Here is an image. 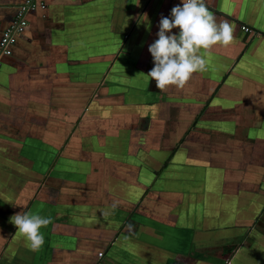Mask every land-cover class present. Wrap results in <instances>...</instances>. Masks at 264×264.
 Masks as SVG:
<instances>
[{
    "label": "crops",
    "instance_id": "0c3cea01",
    "mask_svg": "<svg viewBox=\"0 0 264 264\" xmlns=\"http://www.w3.org/2000/svg\"><path fill=\"white\" fill-rule=\"evenodd\" d=\"M43 2L0 69V264H264V0H208L234 39L166 91L182 0ZM19 212L52 218L39 251Z\"/></svg>",
    "mask_w": 264,
    "mask_h": 264
},
{
    "label": "clouds",
    "instance_id": "9594fccd",
    "mask_svg": "<svg viewBox=\"0 0 264 264\" xmlns=\"http://www.w3.org/2000/svg\"><path fill=\"white\" fill-rule=\"evenodd\" d=\"M208 0H182L171 9V18L162 16L158 39L149 45L154 67L147 75L156 81L160 91L170 86L183 89L194 73L207 70L202 50L227 47L234 39L235 26L227 19H217L208 7ZM179 28L178 34L172 29ZM32 251H39L45 238L40 231L52 223L51 217L16 213L10 217Z\"/></svg>",
    "mask_w": 264,
    "mask_h": 264
},
{
    "label": "built area",
    "instance_id": "2783aa9c",
    "mask_svg": "<svg viewBox=\"0 0 264 264\" xmlns=\"http://www.w3.org/2000/svg\"><path fill=\"white\" fill-rule=\"evenodd\" d=\"M38 5H41L43 8L46 7L43 0H24L19 4L13 22L4 30L0 40V69L4 58L12 55L13 46L27 29L29 25V12L34 10ZM243 29L247 32H252L251 28L247 26H243ZM227 264H231V260H229Z\"/></svg>",
    "mask_w": 264,
    "mask_h": 264
}]
</instances>
